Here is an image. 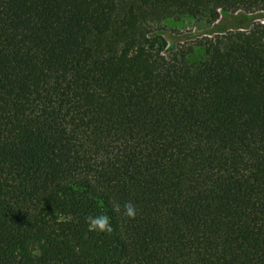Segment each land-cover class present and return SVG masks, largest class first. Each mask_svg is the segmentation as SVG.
I'll return each mask as SVG.
<instances>
[{
  "label": "trees",
  "instance_id": "obj_1",
  "mask_svg": "<svg viewBox=\"0 0 264 264\" xmlns=\"http://www.w3.org/2000/svg\"><path fill=\"white\" fill-rule=\"evenodd\" d=\"M263 11L0 0V264H264Z\"/></svg>",
  "mask_w": 264,
  "mask_h": 264
},
{
  "label": "rangeland",
  "instance_id": "obj_2",
  "mask_svg": "<svg viewBox=\"0 0 264 264\" xmlns=\"http://www.w3.org/2000/svg\"><path fill=\"white\" fill-rule=\"evenodd\" d=\"M258 17L256 19H262L264 21V11L252 14V17ZM222 21L218 27L226 25L228 21L227 17H221ZM254 19V20H256ZM167 31L163 33L167 40V51H169L173 46L182 43L183 41H191L199 37L202 31L205 30L210 25H207L204 21H197L193 19H185L181 21H167ZM184 35L182 40L179 41L180 36Z\"/></svg>",
  "mask_w": 264,
  "mask_h": 264
},
{
  "label": "clouds",
  "instance_id": "obj_3",
  "mask_svg": "<svg viewBox=\"0 0 264 264\" xmlns=\"http://www.w3.org/2000/svg\"><path fill=\"white\" fill-rule=\"evenodd\" d=\"M125 212L129 216H132L134 214V210L130 204L125 205ZM90 226L92 228L99 229V230L103 231L107 227V221L104 218L97 217V218H94L90 221Z\"/></svg>",
  "mask_w": 264,
  "mask_h": 264
}]
</instances>
